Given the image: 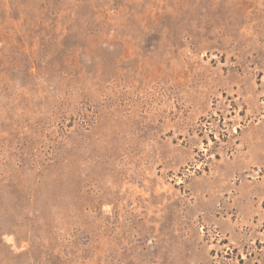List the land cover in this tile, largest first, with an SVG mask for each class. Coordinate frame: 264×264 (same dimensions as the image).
<instances>
[{
  "label": "rangeland",
  "instance_id": "obj_1",
  "mask_svg": "<svg viewBox=\"0 0 264 264\" xmlns=\"http://www.w3.org/2000/svg\"><path fill=\"white\" fill-rule=\"evenodd\" d=\"M0 264H264V0H0Z\"/></svg>",
  "mask_w": 264,
  "mask_h": 264
}]
</instances>
